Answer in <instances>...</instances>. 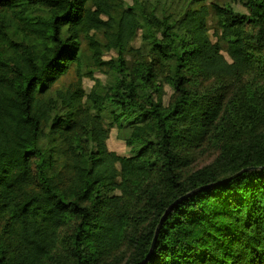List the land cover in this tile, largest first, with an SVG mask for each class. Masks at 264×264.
<instances>
[{
    "label": "trees",
    "instance_id": "obj_1",
    "mask_svg": "<svg viewBox=\"0 0 264 264\" xmlns=\"http://www.w3.org/2000/svg\"><path fill=\"white\" fill-rule=\"evenodd\" d=\"M205 1L0 0V264H264V0Z\"/></svg>",
    "mask_w": 264,
    "mask_h": 264
},
{
    "label": "rangeland",
    "instance_id": "obj_2",
    "mask_svg": "<svg viewBox=\"0 0 264 264\" xmlns=\"http://www.w3.org/2000/svg\"><path fill=\"white\" fill-rule=\"evenodd\" d=\"M146 1L152 2L155 5H156V1H158L157 9L159 11L162 10L166 14H175L182 8V0H146ZM122 2H123L125 7H130L132 5L131 0H122ZM224 3H227V0H206L205 1V4L209 8L212 6V4L221 5ZM229 5L235 14L247 15V11H246V8L244 6V3L240 2L239 0L229 1ZM208 23L210 26L209 36L211 37L212 41H216L215 29H214L215 28V19H214V16L212 15V13L209 17ZM95 37L103 45L105 44L102 32L97 33L95 35ZM130 47H131V51L125 55V60H126L127 64L129 62H131L133 60V58L135 57V54L133 53L134 50L139 49L141 51H145V47L141 43L140 35H137L135 37V39L131 43ZM84 48H85V46H83V49ZM222 54L227 59L226 54L225 53H222ZM116 57H117V55L114 51L103 50V55L101 57V60L103 62H109V61L115 60ZM90 70L93 71L92 77L94 79L98 80V82L101 85H105V84H108L110 82L111 73L109 72V69L106 66H104L100 69H97L95 67H91ZM76 80H77V77H76V73L74 70V66L71 65L68 72L65 75L61 76V78L59 79L58 83L55 86L63 85L64 87H66L69 83L76 82ZM80 82H81V88H82L83 92L85 94H88L90 92L93 84H94V81L91 78L84 75L80 78ZM164 89L166 92V96H165L164 100L166 102L168 100V97L171 94V90L167 86H165ZM110 122H111V120H110V118L106 112L103 116V123L105 126H108ZM126 134H127V131L118 132L115 127H112L109 131V136H108V139L106 141V147H107L108 151L114 152L118 156H128L129 151L126 148V146L124 144V139H123L126 136Z\"/></svg>",
    "mask_w": 264,
    "mask_h": 264
},
{
    "label": "water",
    "instance_id": "obj_3",
    "mask_svg": "<svg viewBox=\"0 0 264 264\" xmlns=\"http://www.w3.org/2000/svg\"><path fill=\"white\" fill-rule=\"evenodd\" d=\"M163 219H164V218L161 219V221L159 222V224H158V226H157V228H156V230H155L152 245L154 244V241H155V239H156V235H157V231H158V229H159V227H160V225H161Z\"/></svg>",
    "mask_w": 264,
    "mask_h": 264
}]
</instances>
